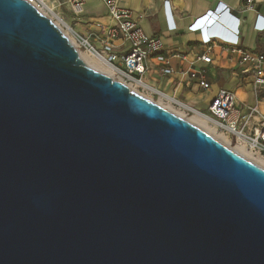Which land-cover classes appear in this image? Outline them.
<instances>
[{
    "label": "water",
    "instance_id": "95a60500",
    "mask_svg": "<svg viewBox=\"0 0 264 264\" xmlns=\"http://www.w3.org/2000/svg\"><path fill=\"white\" fill-rule=\"evenodd\" d=\"M0 264H264V169L0 0Z\"/></svg>",
    "mask_w": 264,
    "mask_h": 264
},
{
    "label": "built area",
    "instance_id": "2783aa9c",
    "mask_svg": "<svg viewBox=\"0 0 264 264\" xmlns=\"http://www.w3.org/2000/svg\"><path fill=\"white\" fill-rule=\"evenodd\" d=\"M27 1L39 12L57 22L55 7L60 5L59 0ZM67 1L74 14L81 12L83 0ZM100 1L106 6L109 17L108 23H100L95 31L100 46L96 47L90 42L88 33L79 34L70 27L74 44L78 48L85 45L90 52L102 57L113 68L118 80L129 88H135V91L145 97H151V100L156 98L157 102L166 101L184 117H197L203 120L213 134L226 137L229 148L234 147L246 153L250 158L243 157L254 164L258 162L264 164V111L257 103L248 104L241 101L234 89H220L210 100L207 109L203 111L148 84L144 77L149 70L150 59L156 61V68L160 74L171 75L175 72L169 56L163 52L161 38L146 34L133 11L122 5L119 0ZM259 1L264 3V0ZM256 3L257 0H243L241 9L252 10ZM217 15L223 18V15H226L231 32L220 27L204 28L203 42L208 46L207 51L201 54L198 60L203 64L210 63L211 40L220 41L223 51L237 55L241 80L247 78L251 81L255 96L264 99V48L255 51L242 45L239 37L240 19L230 15L228 8L222 9ZM168 20L171 24L169 13ZM57 23L56 25L64 32L67 24L63 20L61 24ZM253 29L264 35V16L259 14L255 16ZM180 72L187 75L188 82L195 80L203 88H208L209 84L205 81L202 69L189 68Z\"/></svg>",
    "mask_w": 264,
    "mask_h": 264
},
{
    "label": "crops",
    "instance_id": "0c3cea01",
    "mask_svg": "<svg viewBox=\"0 0 264 264\" xmlns=\"http://www.w3.org/2000/svg\"><path fill=\"white\" fill-rule=\"evenodd\" d=\"M119 1L133 11L146 34L161 38L163 52L169 56L170 63L175 69L171 75H162L157 71L156 61L150 59L149 70L144 77L145 82L203 111L207 109L210 100L220 89H234L241 101L248 104L257 103L264 111V99L255 96L251 81L247 78L241 80L237 55L223 51L220 41L211 40L210 63L203 64L198 60V57L207 51L208 46L203 42V29L210 27L214 20L219 18L217 13L224 8H228L230 15L240 19L239 37L242 45L255 51L263 50L264 35L253 29L255 16L258 14L264 16L263 2L257 0L254 9L242 10L243 0ZM59 2L60 5L55 7L56 15L76 33L95 34L100 23L107 24L109 21L107 8L100 0H83L82 10L78 14L72 12L67 0H59ZM223 16L224 26L220 28L231 32L227 17ZM91 38L96 47H99L98 37ZM189 68L204 71L208 88H203L195 80L188 82L187 75L180 71ZM217 78H220L219 83L215 81ZM222 78H228L230 83L224 85Z\"/></svg>",
    "mask_w": 264,
    "mask_h": 264
},
{
    "label": "bare ground",
    "instance_id": "6f19581e",
    "mask_svg": "<svg viewBox=\"0 0 264 264\" xmlns=\"http://www.w3.org/2000/svg\"><path fill=\"white\" fill-rule=\"evenodd\" d=\"M56 17L58 18L57 19V22L59 24H61V19L56 15ZM56 22V23H57ZM57 23V24H58ZM66 33V35L68 36L69 40L71 41V43L75 46V48L77 49L78 51V54H79V57L90 67L94 68V69H97L107 75H109L110 77H113L112 75H114V79H118L115 74H114V70L113 68L105 62V60L102 58V57H99L98 55H96L95 53H92L90 52L88 49L85 50V53L81 52L78 48L77 45L74 44V40H73V37H72V31L70 29L69 26H67V28L65 29L64 31ZM133 90H136L135 88H132ZM148 98V97H147ZM186 118V117H184ZM189 120L191 123L199 126L201 129L205 130L207 133H209L210 135H212L213 137H215L217 140H219L220 142H222L223 144L227 145V140H226V137H223V136H219V135H215L213 134L209 128L206 126V123L197 118V117H192L190 119H187ZM232 149L234 151H236L237 153L241 154L242 156L246 157L247 159H249L250 157L244 153V152H241L239 149L237 148H234L232 147ZM258 164L259 166H261L262 168H264V164H262L261 162H258L256 163Z\"/></svg>",
    "mask_w": 264,
    "mask_h": 264
},
{
    "label": "rangeland",
    "instance_id": "374dc122",
    "mask_svg": "<svg viewBox=\"0 0 264 264\" xmlns=\"http://www.w3.org/2000/svg\"><path fill=\"white\" fill-rule=\"evenodd\" d=\"M94 36H95V34H92V35H91V34L89 33L90 42H91L93 45L96 46V44H94V41H93L92 38H91V37H94ZM72 37H73V36H72ZM73 42H74V41H73ZM79 50H80L81 52L85 53V50H86L85 45H82V46L79 48ZM85 54H86V53H85ZM112 76L114 77V75H112ZM148 76L151 78V75H150V74H149ZM113 77H112V78H113ZM222 79H223V81H224V85H228V84L230 83V80H229L228 78H222ZM215 81H218V83H219V82H220V78L215 79ZM148 98L151 99V97H148ZM154 101L157 102V99L154 98ZM157 103L160 104V105H162V106H164V107L167 108V109H170L171 111L175 112L176 114H178V115L184 117L183 114L180 113V111H178L177 109L171 107L166 101H158ZM199 108H200V107H199ZM190 118H192V117H190V116L186 117V119H190Z\"/></svg>",
    "mask_w": 264,
    "mask_h": 264
}]
</instances>
